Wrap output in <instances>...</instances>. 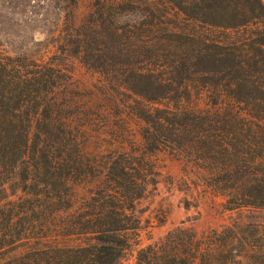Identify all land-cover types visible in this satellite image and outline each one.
Masks as SVG:
<instances>
[{
	"label": "trees",
	"instance_id": "trees-1",
	"mask_svg": "<svg viewBox=\"0 0 264 264\" xmlns=\"http://www.w3.org/2000/svg\"><path fill=\"white\" fill-rule=\"evenodd\" d=\"M126 10L140 20L121 24ZM73 47L110 81L104 112H73L66 70L0 55V190H33L44 217L15 224L0 207V259L22 242L2 264H119L140 229L135 204L156 182L147 155L161 150L202 170L225 211L264 210V0H95ZM121 90L139 99L140 148L112 119ZM97 127L113 140L93 151ZM85 182L94 188L79 207L73 187ZM137 264H264V226L176 229Z\"/></svg>",
	"mask_w": 264,
	"mask_h": 264
},
{
	"label": "rangeland",
	"instance_id": "rangeland-1",
	"mask_svg": "<svg viewBox=\"0 0 264 264\" xmlns=\"http://www.w3.org/2000/svg\"><path fill=\"white\" fill-rule=\"evenodd\" d=\"M94 4L95 0H0V55L50 62L66 70L73 77V90L77 95L73 112L86 108L90 112H104L110 108L107 101L110 81L88 69L73 47L76 31L89 19ZM171 14V20L182 21L176 13ZM140 18L137 10H126L118 21L121 24L134 23ZM116 96L120 102V113L112 115V119L122 125L127 123L124 130H129L131 142L140 148L143 143L142 123L132 110L137 107L139 99L126 90H121ZM150 106L164 109L167 103ZM93 120H96V125H102L100 119ZM99 128L94 129L99 130V135L92 133L96 137L93 140L96 143L91 146L93 151L97 150V144L102 146V150L109 146L102 143L100 137L109 142L113 140ZM147 159L157 173L156 182L135 204V215L141 221L140 229L137 236H132V244L119 264H137L141 249L159 242L176 229L193 230L202 235L235 222L264 226V210L225 211V199L212 193L204 180L205 173L181 155L161 150L148 154ZM93 188L94 184L88 182L75 184L73 190L79 207L83 206V199ZM32 192L22 191V187L10 184L6 190H0V207L16 214L13 223L18 224L25 218L34 220L36 226L43 222L44 217L38 207V200L42 196L35 197ZM35 236H38V232L31 235L30 241L35 243L38 239ZM21 244L19 242L8 248L7 256L0 259V264L2 260L12 258L16 248L20 252Z\"/></svg>",
	"mask_w": 264,
	"mask_h": 264
}]
</instances>
